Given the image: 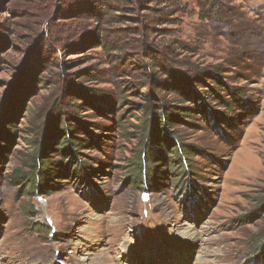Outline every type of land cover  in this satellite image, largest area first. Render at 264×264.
<instances>
[{"label":"rangeland","instance_id":"1","mask_svg":"<svg viewBox=\"0 0 264 264\" xmlns=\"http://www.w3.org/2000/svg\"><path fill=\"white\" fill-rule=\"evenodd\" d=\"M160 99L191 110L162 132L191 170L163 150L146 188L133 125ZM1 114L0 264H264V0H0ZM45 139L36 191L15 176Z\"/></svg>","mask_w":264,"mask_h":264},{"label":"trees","instance_id":"2","mask_svg":"<svg viewBox=\"0 0 264 264\" xmlns=\"http://www.w3.org/2000/svg\"><path fill=\"white\" fill-rule=\"evenodd\" d=\"M155 69V68H154ZM153 69V73L157 74V70ZM166 86V84L164 85ZM164 95V94H163ZM186 96V95H185ZM230 97V102L226 104L227 106H232L238 104L237 100V94L236 93H230L228 94ZM201 98L199 96H196V104H198L199 100ZM161 104L160 105H154L153 103L150 104V107L153 109H156L158 113V116L154 114V112H151L149 107H144L140 111L144 113L142 115V119L137 123L133 125V129L136 130L137 136H138V144L139 148L137 149V158L135 163V166H137L139 177L138 181L136 180V183L139 182V185L142 184L141 179L145 181V186L148 188V182L147 179L150 177L149 175V168L148 163L153 161V159L157 156H163L165 154L164 151L168 152L172 150L173 155L175 156V159L177 162H174V165H180L179 170L181 171V174L184 175L185 173L190 174L191 168H184L183 164L189 161V152L183 143H181L177 138H174L175 143L172 142V139L169 134L164 137L162 135L163 129H165V132H168L166 128H169L173 124L174 117H185L188 113L191 112L189 109H185L178 105H168L163 104V99H160ZM174 103V102H173ZM175 111V112H173ZM148 114V116L146 115ZM150 113V114H149ZM150 116V118H148ZM153 117V119H152ZM7 117L0 115V124H1V131H0V140L2 138L11 139L12 136H10L8 133L9 130L7 129L9 126H11V122L6 119ZM152 119V120H151ZM69 121L67 118H65L63 115L61 116L60 120L57 121L54 126V131L58 128L57 136L59 133H63L61 140L64 141V144H61L59 142L57 145L59 146L57 148V152L62 154V157L66 159L67 154H76L80 147L83 146L84 140H80L77 138V134H79V128L77 126H71L68 124ZM150 125V127H149ZM44 129V127H40V129ZM161 131V133L159 132ZM37 136V134H36ZM174 137V136H172ZM45 138L47 139V136L45 135ZM150 138V140H149ZM32 139V138H31ZM45 139L44 142L37 143V140H33L34 142H31L28 144L29 148H32L33 156L31 157L30 167H31V174L29 177L22 176L20 174H16V178H21L25 182L31 183L33 181V184L36 183V186L32 185V187H36V191H39L44 186H42L41 183L43 181H50L51 178L54 176L55 170H50V168L54 167L56 162L49 163V155L55 152V146H48V141ZM61 140H56L61 141ZM149 140V141H148ZM37 153H34V152ZM75 151V152H74ZM73 166H75L77 169L84 170L85 169V162L82 161L80 158L79 160H75L73 158L72 160ZM78 161V162H77ZM133 162V161H132ZM175 171V170H174ZM177 172V169H176ZM24 177V178H23ZM46 186V185H45Z\"/></svg>","mask_w":264,"mask_h":264}]
</instances>
